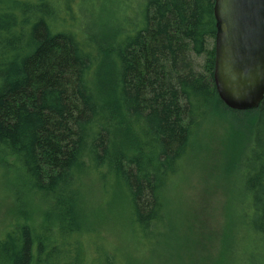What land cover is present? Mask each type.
<instances>
[{"label": "trees", "instance_id": "1", "mask_svg": "<svg viewBox=\"0 0 264 264\" xmlns=\"http://www.w3.org/2000/svg\"><path fill=\"white\" fill-rule=\"evenodd\" d=\"M216 35L215 0H0V172L16 208L0 264H137L119 231L159 252L174 182L222 112L251 127L231 171L243 263L264 244V100L223 103Z\"/></svg>", "mask_w": 264, "mask_h": 264}, {"label": "rangeland", "instance_id": "2", "mask_svg": "<svg viewBox=\"0 0 264 264\" xmlns=\"http://www.w3.org/2000/svg\"><path fill=\"white\" fill-rule=\"evenodd\" d=\"M202 63V61H200ZM221 113L205 124L194 154L174 182L169 198L174 237L156 254L120 231L114 238L137 264H264V244L250 247L243 263L246 199L238 194L232 168L251 134L245 116ZM0 172V240L16 208ZM121 246V245H120Z\"/></svg>", "mask_w": 264, "mask_h": 264}, {"label": "water", "instance_id": "3", "mask_svg": "<svg viewBox=\"0 0 264 264\" xmlns=\"http://www.w3.org/2000/svg\"><path fill=\"white\" fill-rule=\"evenodd\" d=\"M214 78L223 103L235 111L264 100V0H215Z\"/></svg>", "mask_w": 264, "mask_h": 264}]
</instances>
